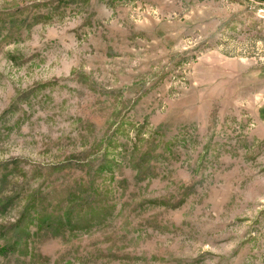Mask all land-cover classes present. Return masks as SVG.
Returning <instances> with one entry per match:
<instances>
[{
    "label": "rangeland",
    "instance_id": "1",
    "mask_svg": "<svg viewBox=\"0 0 264 264\" xmlns=\"http://www.w3.org/2000/svg\"><path fill=\"white\" fill-rule=\"evenodd\" d=\"M0 264H264V0H0Z\"/></svg>",
    "mask_w": 264,
    "mask_h": 264
}]
</instances>
